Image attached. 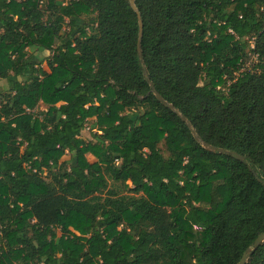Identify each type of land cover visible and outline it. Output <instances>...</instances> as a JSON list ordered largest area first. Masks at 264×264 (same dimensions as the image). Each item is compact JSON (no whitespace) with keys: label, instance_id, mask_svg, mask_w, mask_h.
I'll return each instance as SVG.
<instances>
[{"label":"trees","instance_id":"trees-1","mask_svg":"<svg viewBox=\"0 0 264 264\" xmlns=\"http://www.w3.org/2000/svg\"><path fill=\"white\" fill-rule=\"evenodd\" d=\"M134 6L0 0V264H239L264 233V0Z\"/></svg>","mask_w":264,"mask_h":264},{"label":"water","instance_id":"water-1","mask_svg":"<svg viewBox=\"0 0 264 264\" xmlns=\"http://www.w3.org/2000/svg\"><path fill=\"white\" fill-rule=\"evenodd\" d=\"M134 1L135 0H130V5L133 9H135V6H134ZM139 18V16H138ZM141 36H142V22L141 20L139 19V32H138V43H137V51H138V54L140 55V39H141ZM155 96L157 97L158 101L162 102V103H165L163 102L162 98L157 94L155 93ZM170 108L171 106L168 105ZM182 121H186L185 118L182 116L181 117ZM203 147L210 151V152H217L219 154H225V155H230L232 156L234 159L236 160H239V161H243V157L238 155L237 153L235 152H227V151H224L222 149H217V148H214L212 146H209L207 144H203ZM264 242V233L260 234L253 242V245H252V248L249 247L245 250L244 254L242 255V258L239 262V264H245L248 260V257L250 256V254L255 251L262 243Z\"/></svg>","mask_w":264,"mask_h":264},{"label":"rangeland","instance_id":"rangeland-1","mask_svg":"<svg viewBox=\"0 0 264 264\" xmlns=\"http://www.w3.org/2000/svg\"><path fill=\"white\" fill-rule=\"evenodd\" d=\"M64 28L67 30V27H64ZM57 44H58V41L55 40L53 46L55 47ZM28 53H29V52H28ZM33 55H34L35 57H37L38 59H42L43 57L49 55V53H48V51H44V52H42V53H40V52H35V53H33ZM255 63H256L255 58H253V60H252L251 62L247 63V64L244 66V68H242V70L252 68V67L255 65ZM43 69H44L46 72H49V70H48V68H47V66H46L45 63H43ZM2 85H3L4 87H7V84H6L5 81L2 82ZM44 110H45V106H43L42 104H40L39 106H37V108L34 110V112H35V114H37V113H39V112H41V111H44ZM93 122H94L93 119L90 120V121L87 123L85 129H84V130L82 131V133H81V138H82L84 141H87V142H88V141H89V142H93V141H94L93 134L96 132V130H91V129H90V128H91L90 125H91V123H93ZM69 158H70V155L67 154L66 157H65V160H68ZM87 159H88L89 162L94 161L93 158H91L89 155H87ZM68 165H69V164H68Z\"/></svg>","mask_w":264,"mask_h":264}]
</instances>
